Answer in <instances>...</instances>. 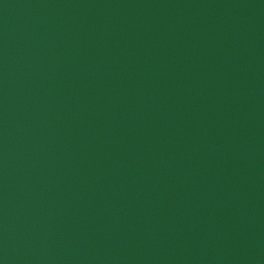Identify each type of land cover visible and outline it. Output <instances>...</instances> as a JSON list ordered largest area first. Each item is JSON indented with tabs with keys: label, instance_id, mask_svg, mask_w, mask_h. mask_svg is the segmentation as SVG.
<instances>
[{
	"label": "water",
	"instance_id": "obj_1",
	"mask_svg": "<svg viewBox=\"0 0 264 264\" xmlns=\"http://www.w3.org/2000/svg\"><path fill=\"white\" fill-rule=\"evenodd\" d=\"M0 264H264V0H0Z\"/></svg>",
	"mask_w": 264,
	"mask_h": 264
}]
</instances>
